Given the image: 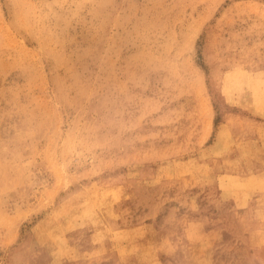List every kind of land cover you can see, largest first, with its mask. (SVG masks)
<instances>
[{
	"label": "rangeland",
	"instance_id": "obj_1",
	"mask_svg": "<svg viewBox=\"0 0 264 264\" xmlns=\"http://www.w3.org/2000/svg\"><path fill=\"white\" fill-rule=\"evenodd\" d=\"M164 196L264 215V0H0V264H203Z\"/></svg>",
	"mask_w": 264,
	"mask_h": 264
},
{
	"label": "bare ground",
	"instance_id": "obj_2",
	"mask_svg": "<svg viewBox=\"0 0 264 264\" xmlns=\"http://www.w3.org/2000/svg\"><path fill=\"white\" fill-rule=\"evenodd\" d=\"M18 20L20 22V20L22 19ZM28 20L31 21V18H29ZM44 54L48 55L50 54V52H44ZM224 141H226V138H223L222 142ZM200 163L204 165L203 160H201ZM160 199L165 200L160 206H163L167 209V212L162 221L163 226L171 228L174 231L173 234L180 235L186 240L182 248L184 253L187 252L199 254V256H202L205 260L203 264H246L245 261L240 260L239 255L236 256V261L230 259L229 262H226L222 259H218V257L215 255L212 256V252L207 247H200L197 249V246L201 240L209 239L211 241H214L216 236L218 235L215 232L218 231H223L232 238L235 235H240L242 227L245 223L257 220L254 224H252V228L259 226V219H262L264 223V215L255 217L254 213L256 212V210L250 208L251 206L247 203L240 204V211L238 210L237 205H232L222 210L220 209L222 208V202H220L218 198L213 197L207 202H189L180 198H176V200L178 201L177 206L181 211L180 214H177L174 210L168 208L169 204L166 200L169 199L166 196L162 198L160 197ZM210 208L213 209L214 214L211 225H209L210 218L203 214V212H207ZM120 214V211L109 206L104 207L100 212L98 216V226L99 228L104 229V231H100L101 233L99 234L98 238L100 239V243L103 247H107L110 228H117V225H114L110 221L117 218L116 216H119ZM101 222H104V224L101 225ZM201 228H207L209 231L199 234L198 230ZM121 234H125V236H128V232H125L123 229L121 230ZM163 236L164 238H166L169 235L164 234ZM152 239L160 242L162 238L154 232L152 234ZM165 243L171 244L167 240L164 242V244ZM250 256H259L260 261L264 262V251H258L253 248L249 252V257ZM253 261L256 263L255 259ZM192 263L194 264V261H192Z\"/></svg>",
	"mask_w": 264,
	"mask_h": 264
}]
</instances>
